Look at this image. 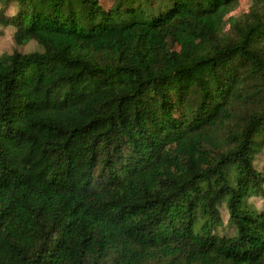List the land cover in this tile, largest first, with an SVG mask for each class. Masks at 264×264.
I'll use <instances>...</instances> for the list:
<instances>
[{"label": "trees", "instance_id": "1", "mask_svg": "<svg viewBox=\"0 0 264 264\" xmlns=\"http://www.w3.org/2000/svg\"><path fill=\"white\" fill-rule=\"evenodd\" d=\"M255 1L1 0L0 264H264Z\"/></svg>", "mask_w": 264, "mask_h": 264}, {"label": "rangeland", "instance_id": "2", "mask_svg": "<svg viewBox=\"0 0 264 264\" xmlns=\"http://www.w3.org/2000/svg\"><path fill=\"white\" fill-rule=\"evenodd\" d=\"M101 1L104 2L106 6H110L112 0H101ZM255 2H256L255 0H241V6L237 9L234 17L238 19H242L244 15L248 16ZM14 9L15 7L13 8L12 6L10 8H7L0 0V21H1V17L6 18L11 13H14ZM0 24H3V23L0 22ZM2 35L3 34L0 33V37H2ZM19 52L23 53V50L21 49ZM3 54H9V52L7 51V48L3 44H0V56ZM184 54H185V51H180V56H184ZM255 165H256L257 170L260 173H262V175L264 176V149L257 156L255 160ZM253 201L257 203L258 207H262L264 205V201L261 200L260 198H253ZM222 211H223L222 216L225 221L223 223L222 228L220 229V232L225 231V232H228L229 234H233L234 230L231 227H229V225L226 222L228 218L226 208L222 207Z\"/></svg>", "mask_w": 264, "mask_h": 264}, {"label": "clouds", "instance_id": "3", "mask_svg": "<svg viewBox=\"0 0 264 264\" xmlns=\"http://www.w3.org/2000/svg\"><path fill=\"white\" fill-rule=\"evenodd\" d=\"M17 29L13 25L0 24V44H3L9 53L14 54L23 50V55L31 56L38 55L42 51V45L40 41L34 36H25L22 39H17Z\"/></svg>", "mask_w": 264, "mask_h": 264}]
</instances>
